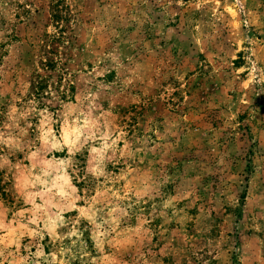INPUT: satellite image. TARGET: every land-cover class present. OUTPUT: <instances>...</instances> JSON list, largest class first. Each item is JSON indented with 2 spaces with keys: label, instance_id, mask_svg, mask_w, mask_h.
<instances>
[{
  "label": "rangeland",
  "instance_id": "1",
  "mask_svg": "<svg viewBox=\"0 0 264 264\" xmlns=\"http://www.w3.org/2000/svg\"><path fill=\"white\" fill-rule=\"evenodd\" d=\"M0 241L264 264V0H0Z\"/></svg>",
  "mask_w": 264,
  "mask_h": 264
},
{
  "label": "clouds",
  "instance_id": "2",
  "mask_svg": "<svg viewBox=\"0 0 264 264\" xmlns=\"http://www.w3.org/2000/svg\"><path fill=\"white\" fill-rule=\"evenodd\" d=\"M58 219H59V217H58ZM33 222H34V221H33ZM49 223L52 225V229L54 230V228H55V226H56V221H54V220H50ZM46 227H47V225H46ZM72 234L74 235L75 233H72ZM0 242H2V241H0Z\"/></svg>",
  "mask_w": 264,
  "mask_h": 264
}]
</instances>
